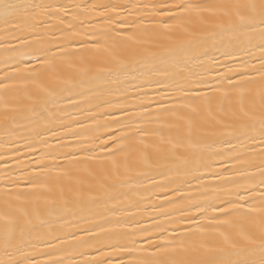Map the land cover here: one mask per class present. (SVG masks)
<instances>
[{"label": "snow or ice", "instance_id": "6c2138e0", "mask_svg": "<svg viewBox=\"0 0 264 264\" xmlns=\"http://www.w3.org/2000/svg\"><path fill=\"white\" fill-rule=\"evenodd\" d=\"M0 264H264V0H0Z\"/></svg>", "mask_w": 264, "mask_h": 264}]
</instances>
